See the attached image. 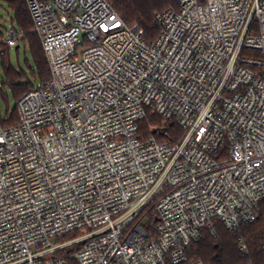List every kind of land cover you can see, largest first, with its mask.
I'll list each match as a JSON object with an SVG mask.
<instances>
[{
	"label": "built area",
	"instance_id": "2783aa9c",
	"mask_svg": "<svg viewBox=\"0 0 264 264\" xmlns=\"http://www.w3.org/2000/svg\"><path fill=\"white\" fill-rule=\"evenodd\" d=\"M27 3L51 78L19 99L17 125L0 122V264H182L216 218L256 219L264 0H176L152 42L108 0ZM23 38L12 27L6 43ZM148 114L183 135L143 137Z\"/></svg>",
	"mask_w": 264,
	"mask_h": 264
},
{
	"label": "trees",
	"instance_id": "16d2710c",
	"mask_svg": "<svg viewBox=\"0 0 264 264\" xmlns=\"http://www.w3.org/2000/svg\"><path fill=\"white\" fill-rule=\"evenodd\" d=\"M12 10V27L22 30L24 38L22 43L30 51L32 64H29V74L23 69L13 65L8 56L9 46L0 42V59L3 77L0 82V93L7 100L6 87H10L17 103L19 99L37 84L47 82L51 78L50 65L45 53L43 43L39 35L34 32V21L28 7L27 0H4ZM114 9L120 14L128 26H139L144 31V38L148 42L156 40L160 34L157 21V13L169 7H176V0H108ZM5 37L0 29V39ZM21 45V43H20ZM16 46V48H19ZM4 47L5 49H1ZM2 50V51H1ZM244 55L259 56L260 52L253 49H245ZM0 122L4 128H10L19 123L17 105L13 110H8L3 116L0 107ZM139 131L145 138L154 135L160 141L177 142L183 135V129L175 121H167L159 114H148L139 122ZM166 131V133H163ZM148 220L145 228L152 237H157V219L155 211L149 209ZM256 219L242 224L238 230L231 231L226 228L221 219L216 218L214 227L204 228L199 240L193 241L187 250L188 261L182 264L200 260L205 264H264V201L256 212ZM78 231L68 233L65 238L76 235ZM244 241L247 252L240 249V242ZM73 245L62 251L68 254L77 249ZM70 264H79L73 258H69ZM168 264H173L169 262Z\"/></svg>",
	"mask_w": 264,
	"mask_h": 264
},
{
	"label": "rangeland",
	"instance_id": "374dc122",
	"mask_svg": "<svg viewBox=\"0 0 264 264\" xmlns=\"http://www.w3.org/2000/svg\"><path fill=\"white\" fill-rule=\"evenodd\" d=\"M11 18H12V10L9 8L8 4L4 0H0V29L5 33V37L0 39V42H5L7 31L12 28ZM1 49H5V48L1 47ZM8 56L14 66H16L18 69L25 70L27 74H29L31 80H35L33 79V76L31 75L29 68V64L30 65L32 64L31 53L22 42L19 48H16V46L10 47L8 51ZM3 75L4 73L2 70L1 59H0V82ZM6 90H7L6 92L8 93L7 100L0 93V107L3 116H6L7 111L13 110L17 105V101L13 96L11 88L7 86ZM81 232L82 233L86 232V229H82ZM73 236L75 235L74 234L71 235V237Z\"/></svg>",
	"mask_w": 264,
	"mask_h": 264
}]
</instances>
